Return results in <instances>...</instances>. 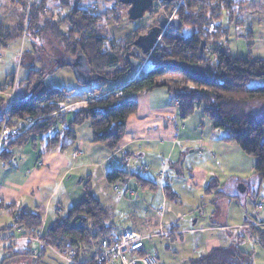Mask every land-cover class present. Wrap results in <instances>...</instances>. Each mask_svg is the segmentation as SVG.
Here are the masks:
<instances>
[{
	"label": "trees",
	"instance_id": "16d2710c",
	"mask_svg": "<svg viewBox=\"0 0 264 264\" xmlns=\"http://www.w3.org/2000/svg\"><path fill=\"white\" fill-rule=\"evenodd\" d=\"M47 1L14 0L18 4L15 9L20 14L26 9L31 10L29 31L51 45L49 55L42 49L40 57L43 54L45 60L50 61L55 54L61 62L81 54L86 59L93 81L112 82V85L77 109L69 126L57 128V125L64 124L61 102L71 90L47 88L43 78L64 67V64L58 62L52 68L33 56L34 60L29 64L26 96L23 99L12 98L8 108L6 99H0V132L3 141L7 142L0 152L2 163L9 164L14 158L12 149L23 147L33 136L43 137L44 153L71 147L76 140L73 127L86 120L93 143L110 151L117 150L128 117L138 109L135 97L158 87H167L176 100L182 119L202 106L213 129L227 131L229 137L226 141L237 144L245 154L254 157L253 176L260 182L264 181V59L233 54L228 45L232 26L246 28L247 38L251 37L249 28L252 23L264 22V0H181L175 16H166L175 20V24L166 26L148 55L134 45V41L152 26H137L118 41L109 39L96 33L101 16L91 8H81L80 0H57L62 6L69 7V11L59 20L45 17L39 23L40 14L44 12L46 16ZM174 1L159 3L169 5ZM200 2L204 6H200ZM151 10L147 13L151 14ZM184 29L188 30L187 35L183 33ZM21 34L18 26L11 27L0 22V48L21 38ZM36 60L45 66H41L40 70L33 69V61ZM135 63L138 67L133 69ZM143 63L150 65L145 72ZM192 69L202 70L206 79L194 77ZM129 71L134 76L131 75L129 81L119 82L118 76ZM113 72L118 76L111 78ZM253 80L262 83L248 88ZM12 82L13 78L7 86L10 87ZM260 106L261 110L256 112ZM25 120L31 121L28 127L19 124ZM129 177L130 174L120 168L106 174L110 183L127 181ZM139 181L142 186H153L145 180ZM84 190L82 200L64 213H57L49 229L40 236L41 256L35 264H52L50 261L54 264H98L93 257L83 259L81 254L85 248L87 251L97 247L100 239L111 233L112 225L107 208L92 195L89 180ZM0 207L12 208L11 205ZM13 219L10 227L21 230L28 238L36 236L42 224L39 215L24 208H13ZM249 231L264 250V230L251 225ZM68 249L75 252L72 262L55 256L54 251L61 253ZM29 252L12 254L0 264L30 260ZM19 256L25 258L16 260Z\"/></svg>",
	"mask_w": 264,
	"mask_h": 264
},
{
	"label": "crops",
	"instance_id": "0c3cea01",
	"mask_svg": "<svg viewBox=\"0 0 264 264\" xmlns=\"http://www.w3.org/2000/svg\"><path fill=\"white\" fill-rule=\"evenodd\" d=\"M236 37L238 39L235 40L234 50L238 53L247 40L241 31ZM7 48H0V99L7 96L8 77L15 73L13 60L18 58L19 62L20 54L24 52L17 46L11 52ZM248 55L253 57L249 50L239 54L242 57ZM58 62L59 59H55V63ZM21 64L24 66V76L29 69V63ZM15 76L18 81V75ZM130 79L131 76L124 82ZM77 82L81 83L79 80ZM87 100V97L78 101L64 99V124L57 125V128L69 126L75 111ZM135 100L138 109L128 117L117 150L110 151L93 143L89 122L86 120L73 127L76 140L67 149L44 153V143L41 141L43 137L38 135L33 136L23 147L12 149L14 158L9 164L0 161V206H12L0 207L7 215V219L4 215L5 224L0 221V263L12 254H22L30 250L26 234L10 227L14 221L13 208H24L39 215L42 221L39 231L43 235L57 213H64L82 200L85 195L84 185L89 180L92 195L105 207L103 197L113 196L118 204L122 192L125 197V187L128 185L130 188L136 185L150 200L144 217L135 223L136 229L127 227L115 230L113 221L109 220L113 226L111 233L117 235L124 229H131L148 237L150 241L155 237L175 238L181 236L179 223L185 219H193L191 227H186V232L193 235L190 239L193 240V253L185 259V264H255V248L248 250L243 245L246 242L251 247H261L250 233L249 227L255 225L264 230V212L256 206V214L260 212L261 216L254 217L252 214L253 219L250 221L244 217L243 223L238 224V229H234L236 225L235 218L231 217V202L226 201L227 193L223 190L231 179L241 182L247 190L249 183L245 182L248 176L245 175V165L252 174L253 162L244 158L246 154L237 144L226 141L229 137L227 131L212 128L202 106L196 107L191 115L182 119L176 100L167 87L138 94ZM19 124L28 127L31 121H21ZM114 168L123 169L131 177L123 182H108L106 174ZM224 170L229 171L219 175ZM131 179L135 183H131ZM139 179L150 182L153 186H142ZM256 182L258 186L262 184L263 195L260 202L264 203V181ZM176 183L182 188L178 189ZM210 186L214 188L209 189ZM101 191L103 195H100ZM235 196L233 194L232 197ZM205 198H210L208 209L206 212L202 210V214H196L194 218L189 217V214L196 212L199 207L188 215L176 209L177 205H182L185 201L195 202L196 199ZM198 223L199 228L196 227ZM161 228L165 234H156L155 231ZM202 232L208 234L202 235ZM148 245L146 247L153 252L156 250ZM155 256L157 264H170L167 258L161 261L157 252ZM29 257L32 258L31 254ZM23 258L25 256H19L16 260Z\"/></svg>",
	"mask_w": 264,
	"mask_h": 264
},
{
	"label": "rangeland",
	"instance_id": "374dc122",
	"mask_svg": "<svg viewBox=\"0 0 264 264\" xmlns=\"http://www.w3.org/2000/svg\"><path fill=\"white\" fill-rule=\"evenodd\" d=\"M30 1V0H29ZM74 2L75 0H71ZM181 0H175L172 4L162 5L158 1H154L151 14L145 13L141 18H138L135 20L134 23H128L127 22V6L121 5L117 2V0H80V7L83 9H89L96 12L98 15L101 16V23L97 30L98 35L106 36L109 39H113L115 41L120 40L123 38L126 34L131 32L133 28L137 26H146L147 28L153 25H157V17L161 14L169 17H174L176 10L178 8V5L180 4ZM29 3V2H28ZM46 8H45V15L44 12L40 14L39 23L42 22L43 18L48 17L52 18L54 20H59L69 11V7H64L61 5L60 1L57 0H48L46 2ZM204 6L203 2H200V6ZM18 7L17 2L14 3V0H0V22H3V24L9 25L11 27L18 26L21 29V38L15 39L13 42H10L7 47L8 51H12L17 46L19 49L24 50L20 54V60L18 62V58H15L13 60L14 62V70L15 75L17 74L19 79L16 81V76L13 74V77L10 75L8 78L9 80L13 78L12 85L10 87H7V96L5 97L6 102L7 98L12 94V98L14 99H23L26 96L27 93V86H28V76H29V69L25 71V75L23 76V70L24 66L21 64H27L31 63L33 59V56H36L38 59H42L45 64L49 65L50 67L54 68L56 67L55 59L58 57L53 55V57L50 59V61L45 60V55H39V52L43 49L45 54L49 55L50 50V44L49 42L43 41L42 39H38L33 31H29V23H30V12L29 9H26L24 13L20 14L18 12V9H15ZM93 8V9H92ZM223 21H226L225 19ZM146 28V29H147ZM251 32L252 36L247 37V29L242 27H231V35L229 39V48L233 54L239 55L240 53H245L249 50V52L252 54V56L262 58L264 59V22L263 21H256L251 24ZM242 32L243 36L247 40L246 43L242 46V49L238 51V53L234 50L236 49V46L234 47L235 40L238 38L236 37L238 35V32ZM183 33L185 35L188 34V30L184 29ZM244 39V38H243ZM11 45V46H10ZM38 52V54H37ZM41 54V53H40ZM242 55V54H241ZM40 57V58H39ZM63 61L59 62L60 64ZM146 60L144 61V63ZM142 64L144 67V72L150 67L148 63ZM41 61L38 62V60L33 61V69L40 70L41 66H45V64L41 65ZM140 66V67H142ZM54 70L50 72L49 74L45 75L43 78V82L45 87L47 88H60L65 90H71L69 91L64 99H67V101L82 99L83 97H87L88 99L97 96L102 92V90L106 89L110 85H112V82L102 83L100 81H93L88 84H81L77 82L75 79L74 73L72 69L68 66L61 67L60 69ZM19 71V73H18ZM56 71V72H55ZM132 71H129L127 74L119 75L115 72L111 73V78H114L115 75L118 76V80L124 81L126 78H129L132 75ZM120 77V78H119ZM116 79V80H117ZM14 80L16 82H14ZM261 81L259 80H253L248 84V88H254L259 85H261ZM88 95V96H87ZM62 100V102L64 101ZM61 102V105H62ZM87 102V101H86ZM264 106V103H263ZM82 107V106H80ZM259 107V106H258ZM257 107V108H258ZM262 106H260V109L256 110V112L260 111ZM6 116V115H5ZM6 117H4L5 121ZM26 121V120H25ZM3 127V126H2ZM247 155V154H246ZM244 155V158L247 160H251L253 162L252 164V174L251 172H248V167L245 165V175H248L247 178H245V182L249 183V188L244 189V191L239 190V185L242 184L241 182H238L236 180L231 179L228 181L223 190L227 193V199L226 201L231 202L230 210H231V217L233 216L235 218V225L233 228L238 229V224H242L244 221V217H246L249 221L252 218V214L254 217H260L261 214H256L257 211L255 207L256 204L261 203L260 200L262 199V184L259 186L256 182V179L254 178V157L250 155ZM237 163L239 164V160L237 159ZM237 164V165H238ZM128 168V166H126ZM131 168V167H130ZM135 169V168H134ZM229 170H224L222 173H219V175L227 174ZM250 171V170H249ZM224 177V176H222ZM131 183H135L133 179L130 180ZM263 183V182H262ZM120 185V183H119ZM122 186H126L125 184H122ZM176 186L178 189L182 188L179 183H176ZM245 187V186H244ZM130 186L128 185L125 187L126 193L125 197L123 195V192L120 194L119 201L120 203H117V199L113 196L109 198H102L103 203H105L106 207H108V211L110 213V221H113V225L116 228L115 230H118L120 228H134L136 229V222L139 221L142 217L145 215V211L147 210V206L149 204V199L144 195L142 191H140L136 185L132 186L130 188L131 190H128ZM98 190V189H97ZM193 192H196L192 190ZM100 193V192H99ZM102 194V191L100 195ZM188 195L192 196L190 193H187ZM236 195L235 197H232ZM103 195V194H102ZM230 195V196H229ZM139 196V197H138ZM203 196V195H202ZM101 197V196H100ZM209 200L210 198L205 199H196L195 202H183L182 205H177L176 209L181 211L184 214H187L192 211L193 209H196V207H199L196 212H190L189 217L194 218L197 216L196 214H199V210H205L208 209L209 206ZM237 203V204H236ZM155 204V203H154ZM3 210H0V221L5 224L7 219V215ZM5 215V219H4ZM193 219H185L179 223L180 233L181 236L170 238V237H155L152 238L151 241L148 240V238L145 240V245L149 244L152 245L154 249V253L157 252L158 257L161 261L164 259L169 260L170 264H185V259H188V257L193 253L192 248V241L191 236L192 234H189L186 232V227H191ZM109 221V222H110ZM190 224V225H189ZM200 223L196 224V227L199 228ZM113 228V226H112ZM9 231V230H8ZM140 231V230H138ZM154 231V230H153ZM234 231V230H233ZM14 232V231H13ZM158 232V229L155 231ZM7 233V232H6ZM207 232H202V235H206ZM208 234V233H207ZM187 235V237H185ZM186 238V240H185ZM184 241H183V240ZM246 245H243V247L247 248L248 250H253L255 248V255L253 253V258L255 257V264H261L262 261H264V252L261 249V247L253 245L251 247V244L244 242ZM148 245V246H149ZM150 247V246H149ZM251 247V248H250ZM4 250V249H3ZM92 250L89 249L86 251V248L84 249L83 254H81V258L83 259H90L92 257L91 255ZM31 254V253H30ZM52 255V253H50ZM7 255V254H6ZM32 256V255H31ZM57 256V254L55 255ZM262 258V259H261ZM51 260V259H49ZM29 261V260H28ZM53 263V261H50ZM57 262V261H55Z\"/></svg>",
	"mask_w": 264,
	"mask_h": 264
},
{
	"label": "built area",
	"instance_id": "2783aa9c",
	"mask_svg": "<svg viewBox=\"0 0 264 264\" xmlns=\"http://www.w3.org/2000/svg\"><path fill=\"white\" fill-rule=\"evenodd\" d=\"M11 100L12 94L8 97L7 108ZM6 143V141H3L2 132H0V152ZM257 208L264 212V203L257 204ZM198 213L202 214V210H199ZM156 234L162 235L165 232L161 228L158 229ZM41 235L38 231L36 236L29 238L30 253L35 262L41 256L42 242L39 239ZM147 238L131 229H124L117 235L109 233L100 239L98 246L92 250L91 254L98 264H157L155 253L151 248L146 247L144 243ZM55 253L66 262H72L75 255L72 249Z\"/></svg>",
	"mask_w": 264,
	"mask_h": 264
},
{
	"label": "water",
	"instance_id": "95a60500",
	"mask_svg": "<svg viewBox=\"0 0 264 264\" xmlns=\"http://www.w3.org/2000/svg\"><path fill=\"white\" fill-rule=\"evenodd\" d=\"M120 4L126 5L127 10V22L134 23L136 19L141 18L145 13H147L154 3V1H164L171 3L173 0H117ZM175 20H171L164 15H160L158 18L157 25L152 26L149 30L144 34L139 36L135 41L134 45L141 48L144 54H150L160 39L162 32L166 28L168 24L174 25ZM65 66H68L72 69L74 76L77 80H79L82 84H88L93 81L91 77L90 68L87 65L86 59L83 55L77 54L74 58H68L63 61ZM138 64L135 63L133 69H136ZM191 73L194 77L197 78H205L206 76L202 70H191ZM239 190L244 191L245 187L243 184L239 185ZM11 264H35V259L31 258L28 260H22L20 262H14Z\"/></svg>",
	"mask_w": 264,
	"mask_h": 264
},
{
	"label": "bare ground",
	"instance_id": "6f19581e",
	"mask_svg": "<svg viewBox=\"0 0 264 264\" xmlns=\"http://www.w3.org/2000/svg\"><path fill=\"white\" fill-rule=\"evenodd\" d=\"M153 6V5H152Z\"/></svg>",
	"mask_w": 264,
	"mask_h": 264
}]
</instances>
